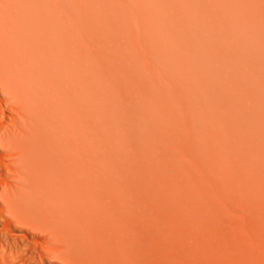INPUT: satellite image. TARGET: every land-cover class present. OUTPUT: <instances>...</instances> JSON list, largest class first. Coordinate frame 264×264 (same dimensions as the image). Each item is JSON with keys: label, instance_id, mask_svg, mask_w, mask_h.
<instances>
[{"label": "bare ground", "instance_id": "1", "mask_svg": "<svg viewBox=\"0 0 264 264\" xmlns=\"http://www.w3.org/2000/svg\"><path fill=\"white\" fill-rule=\"evenodd\" d=\"M262 190L264 0H0V264H182Z\"/></svg>", "mask_w": 264, "mask_h": 264}, {"label": "rangeland", "instance_id": "2", "mask_svg": "<svg viewBox=\"0 0 264 264\" xmlns=\"http://www.w3.org/2000/svg\"><path fill=\"white\" fill-rule=\"evenodd\" d=\"M207 219L196 222L195 232L185 231L197 233L196 240H187V248L195 242L190 249L197 257L186 248L190 258L184 256L182 264H264V190L228 203Z\"/></svg>", "mask_w": 264, "mask_h": 264}]
</instances>
